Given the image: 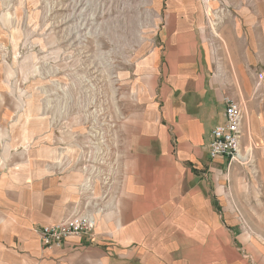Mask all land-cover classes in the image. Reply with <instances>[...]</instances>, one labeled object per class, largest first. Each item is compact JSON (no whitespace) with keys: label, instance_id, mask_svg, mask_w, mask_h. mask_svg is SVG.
Instances as JSON below:
<instances>
[{"label":"rangeland","instance_id":"1","mask_svg":"<svg viewBox=\"0 0 264 264\" xmlns=\"http://www.w3.org/2000/svg\"><path fill=\"white\" fill-rule=\"evenodd\" d=\"M185 1L186 10L177 9L191 18L187 25L197 35L193 57L198 69L203 63L208 78L215 74L232 82V49L239 46L247 81L240 76L236 97L241 101L250 93L262 101L264 40L251 45L236 39L230 47L233 41L222 38L220 20L248 10L249 4L264 15V0ZM173 2L0 0L1 244L20 241L17 222L21 226L22 220L39 216L43 204L55 202L47 190L63 183L58 178L72 181L69 215L61 222L77 214L97 217L99 197L103 201L111 195L105 196L107 178L113 187L130 171L121 166L131 159L122 148L125 130H166L163 85L169 67L181 64L170 49L174 27L181 25L170 22ZM251 46L255 51L249 53ZM223 93L233 98L230 87ZM234 101L244 109L245 124V107ZM241 148L252 150L249 162L220 164L206 156L202 165L193 164L195 179L188 182V174L184 176L185 191L208 195L201 202L209 209L208 228L189 214L199 201L193 199L192 205L187 198L186 205H179L175 198L169 210L178 228L158 232L167 242L146 248L150 254L144 256L136 250L139 259L133 247L134 259L126 262L121 259L124 248L117 244L120 231L112 230L107 236L112 264H264V151L242 143ZM184 223H193V230H180ZM155 250H169L170 255L160 257L152 254ZM17 251L25 254L20 244ZM14 252L13 244L8 246V254Z\"/></svg>","mask_w":264,"mask_h":264},{"label":"crops","instance_id":"2","mask_svg":"<svg viewBox=\"0 0 264 264\" xmlns=\"http://www.w3.org/2000/svg\"><path fill=\"white\" fill-rule=\"evenodd\" d=\"M171 1L175 2L170 6V12H173L170 22L181 25L174 27L175 41L170 44L174 47L170 49L172 56L181 64L169 67L171 73L163 85L167 86L162 92L165 99L162 101L165 104L163 116L168 120V127L164 128L166 130H125L127 143L122 148L124 154L130 153L131 159L130 164L127 160V164L121 166L130 168V171H124L123 176L112 187L110 198L102 201L99 197L98 206L101 208L98 207V211L94 212L97 215V228L92 236L73 238L61 249L48 250L42 246L38 233L40 227L59 223L69 215L66 205L71 199V177L58 178L56 181L61 180L63 183L58 182L54 189L47 190L48 197L55 198V202L43 204L41 214L22 220L19 224L21 226L17 227V222L15 230L22 232L20 241L15 244L9 240L3 241L5 245L0 243V264H112L113 245L107 238L112 230L120 231L117 244L124 248L121 250V259L126 262L134 259V251L139 259L136 250L138 253L142 250L144 256L150 254L146 248L154 247L158 242H167L161 241L158 232L178 228L171 220L169 210L175 198L181 200L179 205H186L187 198L190 203L193 199L195 202L199 201L200 205L196 208L191 206L189 214L195 217L194 221L208 228L209 209L201 205V202L208 199L207 193L191 189L185 191L183 181L185 174H188V182L197 176L193 171L194 163L202 165L206 156L211 159L209 146L212 132L226 118V106L222 102L223 90L226 88L232 89V97L241 102L246 110L242 146L264 151V98L258 102L250 93L241 101L236 97L241 87L240 76L247 81L244 74L242 77L246 68L240 65L239 46L232 49V82H225L229 78H219L215 74L208 78L204 64L201 63L198 69L197 58L193 57L197 54L198 45L194 28L187 25L192 23L191 18L177 9L183 7L185 11L186 1ZM240 7L246 8V5L240 4ZM251 8L249 4L248 10L222 16L220 31L223 39L233 41V44L230 42V47L235 46L236 39L248 40L251 45L258 38L264 40V15H257V11ZM245 12L248 14H244ZM251 49L255 51L252 46L247 47L249 53ZM249 64L254 65L251 61ZM247 92H250L249 89ZM164 95H167V99ZM225 161L218 159L213 162L223 164ZM189 168L193 172H186ZM56 181L50 179L49 183ZM42 194L45 195L43 190ZM191 224L193 223L182 224L184 226H180V230L186 231L188 227L193 230ZM12 244L15 252L8 254V246ZM18 244L24 248L25 254L22 255V251L17 253ZM133 247L134 251L131 249ZM168 251L161 250L160 254V250H155L152 254L169 257Z\"/></svg>","mask_w":264,"mask_h":264},{"label":"built area","instance_id":"3","mask_svg":"<svg viewBox=\"0 0 264 264\" xmlns=\"http://www.w3.org/2000/svg\"><path fill=\"white\" fill-rule=\"evenodd\" d=\"M226 106L225 122L212 132L210 144V157L213 161L218 159L229 160L230 164L249 162L252 150L245 153L241 148L245 112L241 104L233 98H223ZM105 196L111 192L112 181L107 178ZM97 228V218L94 215L77 214L63 222L42 227L38 233L41 244L48 250L61 249L68 241L78 236H87L94 233Z\"/></svg>","mask_w":264,"mask_h":264}]
</instances>
